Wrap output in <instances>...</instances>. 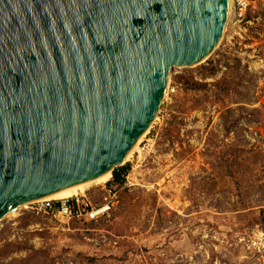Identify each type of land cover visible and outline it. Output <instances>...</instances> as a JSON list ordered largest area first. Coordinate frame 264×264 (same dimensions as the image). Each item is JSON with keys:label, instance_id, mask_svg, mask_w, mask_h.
I'll list each match as a JSON object with an SVG mask.
<instances>
[{"label": "rangeland", "instance_id": "1", "mask_svg": "<svg viewBox=\"0 0 264 264\" xmlns=\"http://www.w3.org/2000/svg\"><path fill=\"white\" fill-rule=\"evenodd\" d=\"M236 25L173 70L125 184L112 172L84 194L96 216L20 207L0 221V264H264V37Z\"/></svg>", "mask_w": 264, "mask_h": 264}, {"label": "water", "instance_id": "2", "mask_svg": "<svg viewBox=\"0 0 264 264\" xmlns=\"http://www.w3.org/2000/svg\"><path fill=\"white\" fill-rule=\"evenodd\" d=\"M232 0H0V221L125 164Z\"/></svg>", "mask_w": 264, "mask_h": 264}, {"label": "built area", "instance_id": "3", "mask_svg": "<svg viewBox=\"0 0 264 264\" xmlns=\"http://www.w3.org/2000/svg\"><path fill=\"white\" fill-rule=\"evenodd\" d=\"M237 22L239 27L247 25L246 31L255 37H264V0H236ZM252 12H260L258 18L249 19ZM148 145L143 147L145 150ZM33 204V210L37 214H47L52 217H66L68 219L94 218L95 208L85 195L72 197L66 200L37 201Z\"/></svg>", "mask_w": 264, "mask_h": 264}, {"label": "bare ground", "instance_id": "4", "mask_svg": "<svg viewBox=\"0 0 264 264\" xmlns=\"http://www.w3.org/2000/svg\"><path fill=\"white\" fill-rule=\"evenodd\" d=\"M237 7H236V0H232L231 1V11H230V17H229V21H228V25H227V30L225 32V39H227V32L229 29H231L230 27H232V25H236L237 24ZM237 26V25H236ZM148 134V132H146L138 141V143L136 144V146L132 149V151L128 154L126 161H129L134 152H136L139 148L140 143L142 142L143 138ZM125 161V162H126ZM112 178V172H110L109 174H107L102 180H100L99 182L95 183L94 185H100V184H104L107 183L110 179ZM91 188V187H90ZM87 188L82 189V190H78V191H73V192H63V193H55V194H51L45 197H42L32 203H35L37 201H45L48 199H52V200H66V199H70L72 197H77V196H81L84 195L87 192ZM15 214V213H14ZM13 214V215H14Z\"/></svg>", "mask_w": 264, "mask_h": 264}, {"label": "trees", "instance_id": "5", "mask_svg": "<svg viewBox=\"0 0 264 264\" xmlns=\"http://www.w3.org/2000/svg\"><path fill=\"white\" fill-rule=\"evenodd\" d=\"M130 166L118 167L113 171V183L117 186H122L126 182V176L129 172Z\"/></svg>", "mask_w": 264, "mask_h": 264}]
</instances>
